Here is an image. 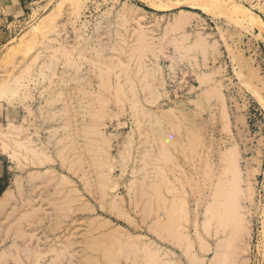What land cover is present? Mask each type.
<instances>
[{
  "label": "rangeland",
  "instance_id": "rangeland-1",
  "mask_svg": "<svg viewBox=\"0 0 264 264\" xmlns=\"http://www.w3.org/2000/svg\"><path fill=\"white\" fill-rule=\"evenodd\" d=\"M4 54L0 264H210L234 179L264 264V0L0 3Z\"/></svg>",
  "mask_w": 264,
  "mask_h": 264
},
{
  "label": "bare ground",
  "instance_id": "bare-ground-1",
  "mask_svg": "<svg viewBox=\"0 0 264 264\" xmlns=\"http://www.w3.org/2000/svg\"><path fill=\"white\" fill-rule=\"evenodd\" d=\"M185 12H188V11H185ZM49 16L53 17V15L49 14V12H48L47 15L42 17V22L44 23L46 21V19L49 18ZM181 19L182 18L180 17V18H177L176 20H174L175 26H178L179 23H181ZM46 23H47V21H46ZM6 55L7 54H4L0 58V63L6 59ZM211 74L212 73H203V76L209 77ZM4 75L3 76L6 77V74H4ZM3 76L0 75V86L1 85L6 86L5 85L6 82L9 81V80L7 81V79H6L7 77L4 78ZM10 80L15 81V80H17V78L13 79V77H12ZM10 82H8V84ZM4 86H1L0 88H3ZM1 90L3 91V89H1ZM5 91H3V92H5ZM0 94H2V93H0ZM3 94L5 95L6 93H3ZM0 98H1V96H0ZM228 152L230 153V154L227 153L228 158L230 156H232V158H234L235 155L237 156L236 151H232V152L228 151ZM234 160L232 159L233 162L230 160L231 162H229V163H231L230 169H232L235 172L236 169L238 168V167H236V166H238V164L236 165L235 163L237 161H235V163H234ZM226 161H227V159H226ZM225 163H227V162H225ZM70 165H73V164L71 163ZM94 165H96V164H94ZM226 172L229 173L228 171H226ZM234 178H238V177H234ZM237 181L238 180H236V179L230 181L227 190H224L222 185L220 183H218V186L216 188V190H217L216 195H219L221 198L217 199L215 194L213 193V199L209 202L207 210H206V219L204 221L205 233H207L210 236L212 230L215 229L217 234H219V233L224 234V238H222L219 241L217 248H216V251L213 253L212 258L210 259V264H234V261H233L234 256L237 255V253H236L237 243L240 240V238L243 236V234L245 233V230H246L245 229L246 227L244 226L243 218H242L241 213H240V208H239L238 202H237L236 198L233 196V194L238 191V185H237L238 182ZM101 185L102 184H100L99 186H101ZM103 186H104V184L101 187L102 189H103ZM105 189H106V187H105ZM10 194H11V196L13 194L11 192V190H6L4 192V194L0 197V204H3L4 202H6L8 198H11ZM112 204L113 205H111V206L113 207V209L118 208V205L116 203H112ZM119 215L122 216L121 213L118 214V216ZM201 248L205 253L210 252V246L205 242H202ZM191 259H192V262H191L192 264H206L205 258L201 259L198 256H196L195 254L191 255Z\"/></svg>",
  "mask_w": 264,
  "mask_h": 264
},
{
  "label": "crops",
  "instance_id": "crops-1",
  "mask_svg": "<svg viewBox=\"0 0 264 264\" xmlns=\"http://www.w3.org/2000/svg\"><path fill=\"white\" fill-rule=\"evenodd\" d=\"M38 1L40 0H0V3H2L3 10L5 11L6 18L8 19V14L14 16L21 11H24L25 5L27 7L28 5L37 3Z\"/></svg>",
  "mask_w": 264,
  "mask_h": 264
}]
</instances>
